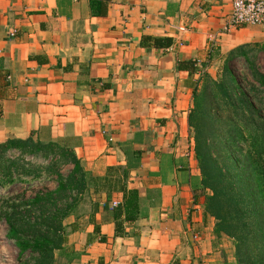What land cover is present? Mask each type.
Returning <instances> with one entry per match:
<instances>
[{"label":"crops","instance_id":"0c3cea01","mask_svg":"<svg viewBox=\"0 0 264 264\" xmlns=\"http://www.w3.org/2000/svg\"><path fill=\"white\" fill-rule=\"evenodd\" d=\"M230 12V0H0V143H54L92 177L126 170L138 195V219L115 235L123 193L89 190L108 211L98 234L68 236L76 264H235L204 212L188 126L201 74L238 46L264 47V25L226 30Z\"/></svg>","mask_w":264,"mask_h":264},{"label":"trees","instance_id":"16d2710c","mask_svg":"<svg viewBox=\"0 0 264 264\" xmlns=\"http://www.w3.org/2000/svg\"><path fill=\"white\" fill-rule=\"evenodd\" d=\"M155 47H169V40L154 39ZM264 53L259 44H246L224 57L218 73H203L192 92L188 126L194 141V158L204 193V212L214 220V235L233 245L235 264H264V74L256 63ZM242 60L249 80L237 77L232 65ZM28 158L48 161L46 166ZM71 167L63 176L62 167ZM126 170L108 169L103 178L89 176L73 152L33 137L0 143V189L54 178L56 187L31 199L0 200V220L6 239L18 250L19 264H76L81 253L67 245L76 231L95 224L100 209L87 198L104 192L123 193L121 207L111 209L115 235L121 225L138 219V195L122 183ZM88 208L82 213L81 204ZM74 218L71 225L65 221ZM87 218L84 223L81 220ZM28 256V257H27ZM175 264V263H174Z\"/></svg>","mask_w":264,"mask_h":264},{"label":"rangeland","instance_id":"374dc122","mask_svg":"<svg viewBox=\"0 0 264 264\" xmlns=\"http://www.w3.org/2000/svg\"><path fill=\"white\" fill-rule=\"evenodd\" d=\"M256 63L261 73L264 74V53L257 54ZM220 66L221 65H219L216 74L218 73ZM232 71L237 77L242 78L243 76H245V79L249 80L248 70L242 60L237 61L232 65ZM28 160L40 166H46L48 164V161L43 160L41 158H36V159L28 158ZM70 170L71 167L65 166L60 169V172L63 176H66L70 172ZM55 187L56 184L54 182V178H51L49 180L44 179L38 182L36 181L30 185H13L3 190L0 189V200L3 197L11 198L13 199V201L16 202L21 199L29 200L33 198L35 194L39 192L54 190ZM95 202L98 203V201ZM82 203L83 204H81V208H82L81 211L82 213H84L88 208V202L87 200H85V202ZM71 220L72 219H69L68 222H70ZM82 221L85 222V219L83 218L81 222ZM64 224L68 226L66 221ZM7 230L8 229L5 222L3 220H0V264H19L18 250L15 248L14 244L11 241L7 240L5 237ZM231 246L233 250V245L231 244Z\"/></svg>","mask_w":264,"mask_h":264},{"label":"built area","instance_id":"2783aa9c","mask_svg":"<svg viewBox=\"0 0 264 264\" xmlns=\"http://www.w3.org/2000/svg\"><path fill=\"white\" fill-rule=\"evenodd\" d=\"M230 3L231 12L225 23L226 30L264 25V0H230ZM209 39L213 41L212 37ZM121 206L119 201H112L110 204L111 209Z\"/></svg>","mask_w":264,"mask_h":264}]
</instances>
